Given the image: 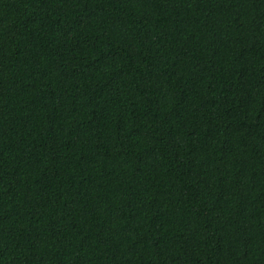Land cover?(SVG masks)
I'll list each match as a JSON object with an SVG mask.
<instances>
[{
  "label": "trees",
  "instance_id": "trees-1",
  "mask_svg": "<svg viewBox=\"0 0 264 264\" xmlns=\"http://www.w3.org/2000/svg\"><path fill=\"white\" fill-rule=\"evenodd\" d=\"M0 264H264V0H0Z\"/></svg>",
  "mask_w": 264,
  "mask_h": 264
}]
</instances>
